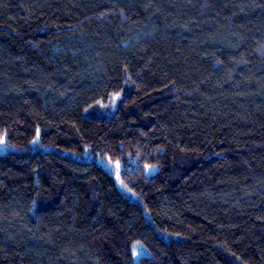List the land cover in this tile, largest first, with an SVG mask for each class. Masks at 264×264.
<instances>
[{
  "label": "trees",
  "instance_id": "obj_1",
  "mask_svg": "<svg viewBox=\"0 0 264 264\" xmlns=\"http://www.w3.org/2000/svg\"><path fill=\"white\" fill-rule=\"evenodd\" d=\"M0 141V264H264V0H0Z\"/></svg>",
  "mask_w": 264,
  "mask_h": 264
},
{
  "label": "rangeland",
  "instance_id": "obj_2",
  "mask_svg": "<svg viewBox=\"0 0 264 264\" xmlns=\"http://www.w3.org/2000/svg\"><path fill=\"white\" fill-rule=\"evenodd\" d=\"M118 95H115L114 100H116ZM115 166H120V164L118 162L114 163ZM154 171V168L151 167H147L146 168V172L147 173H152ZM146 251L143 249V247H141L140 245L136 244L133 247V253H134V262L137 263L138 262V258L143 255Z\"/></svg>",
  "mask_w": 264,
  "mask_h": 264
},
{
  "label": "snow or ice",
  "instance_id": "obj_3",
  "mask_svg": "<svg viewBox=\"0 0 264 264\" xmlns=\"http://www.w3.org/2000/svg\"><path fill=\"white\" fill-rule=\"evenodd\" d=\"M0 142H2V141H0Z\"/></svg>",
  "mask_w": 264,
  "mask_h": 264
}]
</instances>
